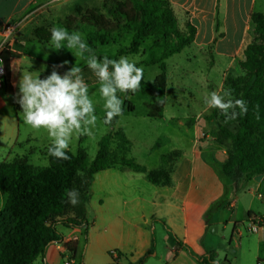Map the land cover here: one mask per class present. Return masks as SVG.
<instances>
[{"label": "crops", "instance_id": "obj_1", "mask_svg": "<svg viewBox=\"0 0 264 264\" xmlns=\"http://www.w3.org/2000/svg\"><path fill=\"white\" fill-rule=\"evenodd\" d=\"M169 1L181 29H185L187 22L196 28L195 40L191 46L198 50L211 49L212 58L228 65L222 83L228 74L242 75L243 70L239 66L243 58L242 52L254 37L252 15L264 14V0ZM51 2L52 0H0V44L11 38V42L6 45L18 57L26 56L24 40H33V37L25 35L24 27L28 28L30 21L42 16L44 20L39 22L41 25H51L54 22L60 24L67 16L72 17L78 5L93 9L102 7L101 0ZM11 23L19 26L7 39L4 28ZM21 28L24 30L20 32ZM17 31L20 32L18 36L23 38L20 42L12 39ZM14 61L18 59L14 57L10 61V75L11 82L14 84L15 81L16 85L19 80V63L14 66ZM4 104L3 100L0 108ZM199 123L201 129L208 124L205 120ZM208 125L213 127L214 123ZM213 137H206L203 133L188 136L186 147L178 146L166 151L157 148L160 160L158 166L149 168L140 164L148 171L158 170L164 166L162 156L176 151L178 155L171 165L168 185L153 184L146 173L126 166H115L95 174L89 198L97 191L98 215L95 214L91 220L88 212L91 220L88 234L85 236L81 228L58 226L64 236V243L77 244L75 260L71 264H76L80 257V264L86 263V256L81 254L83 244L86 255L91 254L97 259L114 250L120 251L122 256L118 264H137L141 260V264H199L168 233L162 234V243L156 236L153 250V231L156 223L161 224L157 220L165 221L183 245L190 247L197 256H203L208 251L217 255V250L209 242L206 244L212 234L211 230L216 227L215 232L222 229L229 236L230 248L249 253L255 264L259 261L264 264V224H261L264 220V175L247 183H240L238 189L234 184L226 187L209 163L212 159L220 163L227 159L225 148ZM169 138L170 136L167 139ZM225 194L229 206L213 209V204ZM250 212L255 215L249 217ZM64 243L50 245L44 258H38L35 262L40 259L42 264H49L51 257L59 254L62 263L66 264L62 256L66 253ZM97 259L90 263L115 262L111 256L104 262ZM225 259L232 264L228 254Z\"/></svg>", "mask_w": 264, "mask_h": 264}, {"label": "trees", "instance_id": "obj_2", "mask_svg": "<svg viewBox=\"0 0 264 264\" xmlns=\"http://www.w3.org/2000/svg\"><path fill=\"white\" fill-rule=\"evenodd\" d=\"M108 16L98 9L76 6V17L66 19V30L74 32L72 25L78 23L90 46L108 45L118 32L132 35L130 45L121 49L118 55H131L140 52L147 39L156 40L157 46L163 47V53L151 64L180 54L190 47L196 36V28L189 22L181 29L169 0H101ZM254 37L243 49L239 63L242 75L229 74L225 79V89L235 100L244 102L243 108L234 107V118L228 119L223 111L214 108L206 121L214 123L215 141L227 152V159L220 163L209 160L223 184L228 187L234 184L247 183L253 178L264 175V14L252 15ZM62 26V25H60ZM7 74L3 80L4 95L12 91L10 85V61L16 57L9 45L0 54ZM65 72L63 69H61ZM160 89L166 87L164 73L158 75L154 82ZM130 109H133L130 107ZM162 115V114H161ZM118 117H114L112 126ZM116 138L121 146L129 144L126 136L118 131L107 134L99 142L98 152L93 160L84 149L72 152L67 149V159L51 157L47 166L31 164L26 156H16L10 162L0 164V190L6 195V220L0 218V264H33L38 258H44L52 244H63V234L58 226L81 228L86 236L91 223L88 219L87 201L95 174L115 166H126L144 172L150 182L156 185H168L156 178L153 171H148L134 159L124 155L125 149L111 151L110 144ZM50 145V144H49ZM48 149V148H47ZM75 189L78 202H69L67 193ZM226 194L213 204L219 210L229 206ZM255 214L249 213V217ZM157 220V219H156ZM161 222L175 243L184 247L189 255L199 264H221L216 253L206 252L197 256L187 245L179 240L173 230L163 220ZM264 224V220L261 221ZM156 236L153 233L152 248ZM66 253L62 254L67 262L75 260L77 244L64 243ZM113 261L122 253L114 250L109 253ZM143 260L137 264H141ZM224 264H230L225 259Z\"/></svg>", "mask_w": 264, "mask_h": 264}, {"label": "rangeland", "instance_id": "obj_3", "mask_svg": "<svg viewBox=\"0 0 264 264\" xmlns=\"http://www.w3.org/2000/svg\"><path fill=\"white\" fill-rule=\"evenodd\" d=\"M98 10L108 16L103 6ZM69 17L70 15L67 16V18ZM72 17H76V14L73 13ZM42 19V16L37 17L34 21L29 22V29L27 26L24 27L25 35L29 38L33 37V40H24V53L26 56L18 57L16 54L18 61H14L13 65L17 66L19 63L17 67L19 80L22 73H33L34 75L41 73V78H44L51 74L54 66L64 61H68L67 66L55 69L62 76L64 72L61 69L67 71L68 68L74 65L82 69L85 82L89 85V94L94 103V114L97 119L95 126H90V132L83 130L73 132L68 150L76 152L78 149H84L89 158L93 160L98 152L100 140L107 134L114 135L121 131L126 136L129 144L121 146L119 140L114 138L110 144L111 151L117 152L120 149H125L124 155L127 158L134 159L137 163L144 164L149 168H154L160 162L157 148L166 151L178 146L186 147L188 136L202 135V133L206 137L212 138L214 136L215 127L208 125L210 122L206 121V117L211 114L215 107H208L205 100L212 91H216L221 95L227 92L225 84L222 82L224 73L228 71V65L224 61L212 58L211 49L198 50L190 46L180 54H176L159 64H151V61L161 57L163 47L157 46L155 44L156 40L150 38L143 42L138 54L118 55L121 49H125L130 45L132 39L131 34L122 31L115 34L110 44L90 46L87 43L88 51L82 55H76L74 49H49L52 47L50 44L51 28L62 25L60 27L66 29L68 26L65 22L66 19L59 22L60 24L54 22L51 25H41L39 22ZM72 28L74 32L81 33L82 38L86 41V37L79 29L78 23L75 22ZM24 29L21 28L19 31L21 32ZM20 32L17 31L12 39L20 42L23 39L20 35L18 36ZM10 42L11 38L5 43L9 44ZM89 55H96L97 57L107 55L110 59L128 56L129 59L137 63V66L143 67V77L139 88L135 92L118 93L123 100V110L112 126H108L103 122L104 100L97 91L99 83L96 77L87 68L86 60ZM237 66L233 65V67ZM162 73L166 76L165 89L157 88L154 84L156 77ZM19 80L16 85L15 81L13 84L10 75L12 91L8 95H2L5 104L0 108V164L10 162L16 156H26L33 165L47 166L49 160L45 153L51 140L45 130H35L23 123L22 116L19 114L21 111L20 106L16 103ZM229 98L233 99L231 96ZM130 107L133 109H130ZM231 111L233 109L229 110V112ZM202 120H205L208 124L207 127L201 129L199 121ZM169 136L170 138L167 139ZM177 155L178 153L173 151L162 156L163 168L153 171L156 178L164 183L170 180L171 165ZM92 195L93 197L87 201V209L91 220L95 214L98 215L96 213L97 191ZM5 200L6 195L0 190V218L2 220L7 219ZM91 220L89 221L91 222ZM215 229L216 227L211 230V240L209 241V238L206 244L209 242L217 250L218 256L216 255V257H219L217 260L221 264H224L226 254H228L232 264H255L249 253L239 252L238 249L229 247V236L225 235L222 229L217 232H215ZM153 232L155 236L160 238L159 242L162 243V234L166 235L167 233L163 225L156 223V229ZM85 251L86 247L83 244L81 254L83 253L86 256V263L83 262L84 264H91L92 260L97 259L91 254L86 255ZM108 258L110 259L109 254L99 257L97 260L104 262ZM120 258L115 257L113 264H118ZM50 260L49 264H63L59 254L52 256ZM80 262H82L81 257L76 264H80ZM33 264H42V262L39 259L38 262Z\"/></svg>", "mask_w": 264, "mask_h": 264}, {"label": "clouds", "instance_id": "obj_4", "mask_svg": "<svg viewBox=\"0 0 264 264\" xmlns=\"http://www.w3.org/2000/svg\"><path fill=\"white\" fill-rule=\"evenodd\" d=\"M50 44L53 50L74 49L76 55L88 51V44L81 33H69L65 28L54 26L50 30ZM87 68L96 77L100 96L103 98L105 124L122 114L123 100L118 93L135 92L143 77V67L128 56L110 59L107 55H89ZM68 61L54 66L50 75L41 78L33 73H22L16 103L20 106L23 123L35 130H45L51 140L48 154L57 159H67V149L74 131L90 132L96 122L95 107L90 98L89 85L85 82L82 69L76 65L68 68L63 76L56 68H64ZM230 93L221 95L216 91L209 93L205 100L208 107L219 108L226 118H234L236 105L243 108L244 102L231 99ZM69 202H78V192L73 189L67 193Z\"/></svg>", "mask_w": 264, "mask_h": 264}, {"label": "built area", "instance_id": "obj_5", "mask_svg": "<svg viewBox=\"0 0 264 264\" xmlns=\"http://www.w3.org/2000/svg\"><path fill=\"white\" fill-rule=\"evenodd\" d=\"M64 0H52L51 4H55V3H59V2H62ZM19 26V24H15V23H11V24H7L4 28V33L6 35V38L8 39L10 37V35L17 30V27ZM7 40L5 39L4 42H2L0 44V54L1 52L3 51V49L5 48L6 46V42ZM7 74V69H6V65L3 61V59L0 57V104L3 102V80L5 78ZM115 257H116V254H115ZM65 263L66 264H71L69 262L66 261L65 259ZM257 264H262L260 261L257 263Z\"/></svg>", "mask_w": 264, "mask_h": 264}]
</instances>
